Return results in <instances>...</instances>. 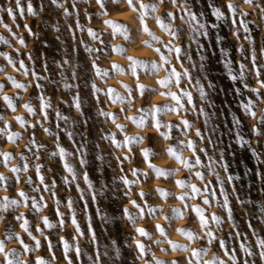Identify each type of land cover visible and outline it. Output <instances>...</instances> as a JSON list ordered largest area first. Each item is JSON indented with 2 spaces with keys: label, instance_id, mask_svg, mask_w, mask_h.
Segmentation results:
<instances>
[{
  "label": "rangeland",
  "instance_id": "rangeland-1",
  "mask_svg": "<svg viewBox=\"0 0 264 264\" xmlns=\"http://www.w3.org/2000/svg\"><path fill=\"white\" fill-rule=\"evenodd\" d=\"M0 177V264H264V0H0Z\"/></svg>",
  "mask_w": 264,
  "mask_h": 264
},
{
  "label": "snow or ice",
  "instance_id": "snow-or-ice-1",
  "mask_svg": "<svg viewBox=\"0 0 264 264\" xmlns=\"http://www.w3.org/2000/svg\"><path fill=\"white\" fill-rule=\"evenodd\" d=\"M101 2H102V0H101ZM173 2H175V0H173ZM17 4L19 5V0H17ZM129 6H132V0H129ZM143 7H145V6H143ZM229 7H230V6H229ZM31 8H32L31 5H29V9H31ZM9 14L11 15V9H9ZM216 16L219 18V17L221 16V13L218 11V12L216 13ZM193 18H195V17H193ZM234 22H235V21H234ZM121 27H122V26H121ZM178 51H179V50H178ZM135 63H136V62H135ZM241 67H243V66L241 65ZM231 78H232V80H236V79H237V77L234 76V75H233ZM37 79H40V77H37ZM20 87H23V85H20ZM200 94H201L202 97L205 96V93H204L203 88H201V90H200ZM185 95H188V94L185 93ZM41 99H43V97H41ZM75 100H76V107L79 108V99H78V97L75 98ZM189 100L191 101V97H190V95H189ZM42 107H46V105H42ZM249 108H250V105H244V110H245V112H248V111H249ZM29 111H30V112L32 111L30 107H29ZM201 111H203V110H201ZM237 123H239V122H237ZM241 143H245V141H243V138H241ZM60 151L63 152V149H61ZM22 158H23V157H22ZM177 158L179 159V157H177ZM197 163H199V159H197ZM223 167H224V170L227 171V165H226L225 163L223 164ZM69 171H71V169H69ZM158 175H159V176H163V177H167L168 175H170V173H168V172H166V171H160V172H158ZM0 179H4V177H0ZM232 179H233V177L230 175V176H229V181H231ZM85 180H87V176H85ZM29 183H31V181H29ZM193 190L195 191V189H193ZM20 195H21V196H24V193H20ZM205 202H207V201H205ZM11 203H12V204H16L17 201L12 200ZM224 207H227V198H226V200H225V205H224ZM124 211L126 212L127 210L125 209ZM197 211L199 212V209H197ZM201 221H203V219H201ZM217 222L219 223V220H218V219H217ZM44 223L47 224V223H48L47 220H45ZM73 223H75L74 220H73ZM138 231H141V234H142V235L144 234L142 230H138ZM209 236H211V233H209ZM38 243H39V242H37V245H38ZM2 247H3V246L0 245V248H2ZM138 247H142V246H141V245H138ZM174 247H176V246H174ZM258 247H259V249H260V251H259V253H260V258H261V260H264V240H260V241H259ZM196 254L198 255V253H196ZM248 255H249V256L252 255L250 250H249V252H248ZM7 264H20V261H19V260L14 261L13 259H7ZM36 264H45V262L41 259V260L37 261ZM157 264H162V262L157 261Z\"/></svg>",
  "mask_w": 264,
  "mask_h": 264
}]
</instances>
